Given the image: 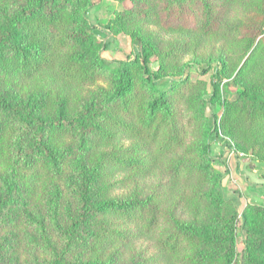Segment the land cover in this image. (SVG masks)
Wrapping results in <instances>:
<instances>
[{
  "label": "trees",
  "instance_id": "trees-1",
  "mask_svg": "<svg viewBox=\"0 0 264 264\" xmlns=\"http://www.w3.org/2000/svg\"><path fill=\"white\" fill-rule=\"evenodd\" d=\"M118 1L98 27L91 0H0V226L31 224L46 264H264V205L238 212L212 163L225 145L264 160V0ZM96 29L125 32L131 55L112 65ZM214 35L245 56L237 70L181 62ZM221 132L233 148L214 157ZM57 182L76 208L65 228ZM34 196L61 252L40 213L15 216ZM135 239L151 253L124 258ZM75 243L90 256L68 259ZM12 248L0 239V264Z\"/></svg>",
  "mask_w": 264,
  "mask_h": 264
},
{
  "label": "rangeland",
  "instance_id": "rangeland-1",
  "mask_svg": "<svg viewBox=\"0 0 264 264\" xmlns=\"http://www.w3.org/2000/svg\"><path fill=\"white\" fill-rule=\"evenodd\" d=\"M92 2L98 3V8H94V6L90 9L88 18L89 21L94 24V26L99 27V22L106 21L112 18L115 12L122 11L124 8L129 7L128 1L119 2L118 0H91ZM236 13L239 11L234 10ZM247 10H244L240 13H243ZM100 36V31L98 29L95 30ZM109 35V48L106 52H101V56L105 59L112 62V65H115L117 61L125 60L127 56L131 55L132 45L130 42V37L125 32H119L117 34L107 33ZM100 38V37H99ZM164 39H168V36H163ZM240 49L231 44L229 41L225 39L219 38L217 36H208L199 38V42L192 43L188 50V54L182 59L181 62H186L187 60H196L197 62H213L218 58L225 59L229 64L234 67L235 70L242 63L245 56H243ZM238 63V64H237ZM234 70V71H235ZM188 72V73H187ZM186 74L195 80V79H203L208 82L209 73L204 75H198L194 70L189 68ZM233 72V70H232ZM227 81V79L223 78V82ZM239 87L238 85L231 84L229 89L234 90ZM226 97L231 99L232 95L225 93ZM218 110V109H216ZM219 110L218 113L219 114ZM208 114V112H207ZM222 132L218 133V136L214 138L211 142L212 155L214 157L217 156L218 150L222 145L228 142L233 148V142L228 139ZM224 154L219 157V159H215L212 161L214 167L220 171V173L230 172L228 176H224L221 180V185L223 190L227 196L234 197V204L237 208L238 212H241L243 206L246 203L255 204V205H264V160H258L255 157L254 153L251 151H246L243 149L233 150L229 149L227 145L224 146ZM233 152V153H232ZM238 156L242 162V167L247 176V183L250 184V187H247L243 182H239L235 180V171L234 164L232 162L231 155ZM55 185V186H54ZM261 187V188H260ZM49 191H55L58 193L60 211H59V224L62 228H65L67 225L68 216H73L75 213V203L70 197V194L67 192L64 184L62 182L54 183L49 187ZM21 198L20 195L15 197L16 200ZM32 203L29 202L28 209H20L15 213V216L18 214H34L43 216L45 220V225L50 234V239L54 242L57 251L61 252L62 249V239L60 236H57L53 230L50 228V225L47 221L46 211L43 207L34 208L36 196L32 197ZM34 209V210H33ZM34 212H33V211ZM39 210V211H38ZM38 211V212H36ZM22 215H18L20 219ZM28 227H24L21 223H14L12 226H0V239L5 238L7 243L12 245V252H9V258H6L5 264H29L34 259L38 263L46 264L49 260V257L46 253L35 249L28 243L26 233H32V225L27 224ZM243 233L242 231L238 233V237L236 240V251L238 252V259L241 257L243 244ZM75 248L70 249L68 259H72L76 256H79L81 259L90 256V253L86 252L80 245L77 243ZM132 249L127 248V251L124 252V258H128L129 255H134L139 249H143L148 247V254L151 253V242L146 239H135L132 243ZM146 252H142L145 254ZM8 257V256H7ZM127 260V259H125ZM124 260V262H125Z\"/></svg>",
  "mask_w": 264,
  "mask_h": 264
},
{
  "label": "crops",
  "instance_id": "crops-1",
  "mask_svg": "<svg viewBox=\"0 0 264 264\" xmlns=\"http://www.w3.org/2000/svg\"><path fill=\"white\" fill-rule=\"evenodd\" d=\"M98 3L94 6V8H98ZM101 39H109V35L104 32V31H100V36H99ZM102 52H106V50L102 51ZM220 152V149L218 150V153ZM223 154H224V151H223ZM231 158H232V162L234 164V171L235 173V180L236 181H239V182H243L247 187H250V184L247 183L248 179H247V176L245 174V171L242 167V162L240 161L241 159L238 157V156H235V155H231ZM226 170H224V173H225V176H228L229 175V171L228 172H225ZM261 188V187H260Z\"/></svg>",
  "mask_w": 264,
  "mask_h": 264
}]
</instances>
